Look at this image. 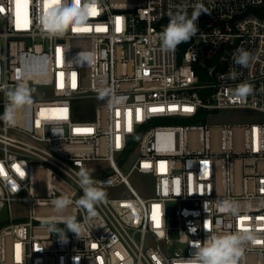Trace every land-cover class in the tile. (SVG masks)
I'll return each instance as SVG.
<instances>
[{"label":"built area","instance_id":"1","mask_svg":"<svg viewBox=\"0 0 264 264\" xmlns=\"http://www.w3.org/2000/svg\"><path fill=\"white\" fill-rule=\"evenodd\" d=\"M85 2L20 0L17 9L0 0V115L18 84L33 99L15 126L0 120V264H174L196 243L244 229L259 243L246 242L238 264H264V120L208 121L218 109L264 112V0H95L84 24L49 35L54 8ZM198 4L210 12L199 31L164 50L169 14L191 17ZM238 49L251 54L247 67L233 62ZM245 83L252 91L241 99ZM104 88L113 95L99 98ZM184 119L194 122L171 123ZM80 167L124 195L106 196L95 216L75 203L57 214L54 198L83 196ZM133 171L152 178L151 195L130 184ZM224 200L237 215L220 210ZM13 203L27 209L24 220H14ZM52 219L66 243L48 230Z\"/></svg>","mask_w":264,"mask_h":264},{"label":"clouds","instance_id":"2","mask_svg":"<svg viewBox=\"0 0 264 264\" xmlns=\"http://www.w3.org/2000/svg\"><path fill=\"white\" fill-rule=\"evenodd\" d=\"M94 3L95 0H86L80 11L76 10L74 4H70L66 7L58 6L54 8L49 13L46 23L49 35H62L70 24H84L88 18L89 10L94 6ZM202 13L210 14V12L200 4L196 5L191 17H188V15L182 11H177L174 14L170 13L169 23L160 36L162 48L166 51H174L179 44L189 41L196 35L199 31L197 21ZM251 58V54L244 49H238L233 54V62L242 67H247ZM251 91L252 86L245 83L237 87L235 94L243 99L251 93ZM31 93L32 90L24 84H18L15 88L7 90L5 95L8 102L5 105L3 114L0 115V120H3L8 126H15L17 110L33 104ZM112 95V89L104 88L100 91L99 98L104 99ZM121 99L122 98H116L115 102L119 103ZM111 102L110 100V103ZM77 176L79 179V186L83 191V196L74 202L68 195L62 194L51 201L54 210L57 214H62L69 205L75 203L77 207L85 210L88 216H95L96 205L105 201L107 196L103 187H98L97 184L108 183V181H95L85 167L79 168ZM220 210L222 212L237 215L239 212V205L234 201L224 200L220 203ZM62 222L67 232H73L77 237L80 235L82 227L74 216H64ZM45 224L50 232H56L61 236L60 240L62 242H67V235L64 229L57 228L55 219L47 220ZM190 231H193V229H190ZM246 242H257L256 237L248 229L223 236H210L206 241L202 242V244L196 243V252L191 258H183L178 262H174V264H238L244 255L243 245Z\"/></svg>","mask_w":264,"mask_h":264},{"label":"rangeland","instance_id":"3","mask_svg":"<svg viewBox=\"0 0 264 264\" xmlns=\"http://www.w3.org/2000/svg\"><path fill=\"white\" fill-rule=\"evenodd\" d=\"M260 120H264V112H260L248 108H239V107L213 110L208 119L210 123H214V124L242 123V122L260 121ZM165 122L169 123V121H165ZM190 122H194V121L192 119L190 120L184 119L181 121L180 120L173 121L171 123H190ZM132 160L133 158H130L124 163V165L122 166L123 171H127ZM128 180L130 184L142 195L146 196L152 194L153 181L149 175L142 174L137 171H133L128 176ZM103 190L107 193V196L124 195L122 187L103 188ZM12 210H13L12 216L14 217L15 221H22L25 219V217H20L27 213V209L24 208L21 203H13Z\"/></svg>","mask_w":264,"mask_h":264},{"label":"snow or ice","instance_id":"4","mask_svg":"<svg viewBox=\"0 0 264 264\" xmlns=\"http://www.w3.org/2000/svg\"><path fill=\"white\" fill-rule=\"evenodd\" d=\"M19 5H20V0H17V9H19ZM92 14H95V9L92 10ZM17 16L19 17V11H17ZM80 31H88L89 29H79ZM101 29H97V31H100ZM117 30L119 31V27L117 28ZM73 31H77V29H73ZM185 110H191V109H185ZM44 110H42V113H43ZM49 111H54V112H63V111H66V109H51ZM139 111V110H138ZM152 111H156V109H152ZM77 131H81L80 129H77ZM87 131H90V130H87ZM118 141H119V138H117ZM117 146H119V142L117 143ZM19 171V169H17ZM19 174L21 176L24 175V172L23 171H20ZM13 187H15L13 185ZM257 243H259V241H257Z\"/></svg>","mask_w":264,"mask_h":264},{"label":"trees","instance_id":"5","mask_svg":"<svg viewBox=\"0 0 264 264\" xmlns=\"http://www.w3.org/2000/svg\"><path fill=\"white\" fill-rule=\"evenodd\" d=\"M197 71L200 72V74H201V71H199L198 68H197ZM201 77H203V76L201 75ZM3 222H4V221H2V220L0 221V226H1V224H2Z\"/></svg>","mask_w":264,"mask_h":264}]
</instances>
